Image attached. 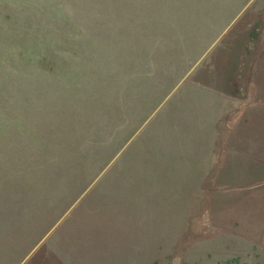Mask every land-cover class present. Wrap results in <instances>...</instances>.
<instances>
[{"label": "rangeland", "instance_id": "374dc122", "mask_svg": "<svg viewBox=\"0 0 264 264\" xmlns=\"http://www.w3.org/2000/svg\"><path fill=\"white\" fill-rule=\"evenodd\" d=\"M224 2L0 0V264H264V165L193 179L220 61L168 41Z\"/></svg>", "mask_w": 264, "mask_h": 264}, {"label": "crops", "instance_id": "0c3cea01", "mask_svg": "<svg viewBox=\"0 0 264 264\" xmlns=\"http://www.w3.org/2000/svg\"><path fill=\"white\" fill-rule=\"evenodd\" d=\"M224 3V12L185 17L186 21L179 25L180 33L168 37V41L175 42L173 45L180 48L186 60L185 70L176 74H198L206 64L202 58L208 55L207 65L211 66L213 58L219 59V75L231 85L226 91L220 87L211 91L209 104L207 98L194 97V105L202 106L201 101L206 100L205 107L208 105L209 109L200 116L203 121L193 125L196 137L193 146L199 149L192 157H195L193 179L253 181L264 165V91L256 86L259 62L246 59L244 52L257 51L252 42L253 48L250 47L246 36L255 26L259 31L258 15L264 9V0ZM262 51L258 48V52Z\"/></svg>", "mask_w": 264, "mask_h": 264}]
</instances>
